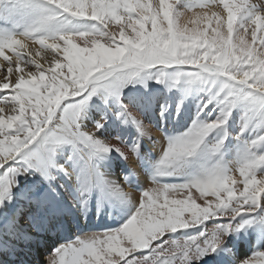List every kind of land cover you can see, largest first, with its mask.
<instances>
[{
  "label": "snow or ice",
  "instance_id": "snow-or-ice-1",
  "mask_svg": "<svg viewBox=\"0 0 264 264\" xmlns=\"http://www.w3.org/2000/svg\"><path fill=\"white\" fill-rule=\"evenodd\" d=\"M73 221L47 264H200L249 230L235 264H264V5L0 0V254Z\"/></svg>",
  "mask_w": 264,
  "mask_h": 264
},
{
  "label": "bare ground",
  "instance_id": "bare-ground-1",
  "mask_svg": "<svg viewBox=\"0 0 264 264\" xmlns=\"http://www.w3.org/2000/svg\"><path fill=\"white\" fill-rule=\"evenodd\" d=\"M154 119V117H153ZM146 122L151 123V120ZM183 124L181 120L170 121L167 125V130L169 132L181 131L183 130ZM91 126V122H89ZM150 135L155 141L161 140V133L154 131L153 128L149 129ZM153 143L147 138L142 141V148L145 154H150L151 159H155L157 153L153 151ZM158 151V149H157ZM136 161L130 156L129 160L122 161L116 159L112 164V172L115 174L116 178L120 179L121 171L129 167H136ZM91 220L93 224L97 223L95 208L93 207L90 212ZM105 224L113 225V220L109 219L107 216L104 217ZM75 231L74 221L70 222V226L66 229L52 230L49 232L41 233L30 246H20L18 247L16 255H3L0 254V264H45L47 259L52 254V250L59 244L63 243L64 239H70L73 232ZM191 231V230H189ZM179 235V233H177ZM256 242L255 234L249 230L248 233H241L239 236L228 238V248L232 250V253L221 252L219 254H213L212 256H206L204 260L200 261V264H235V258H242L247 256L252 251L253 243Z\"/></svg>",
  "mask_w": 264,
  "mask_h": 264
},
{
  "label": "rangeland",
  "instance_id": "rangeland-1",
  "mask_svg": "<svg viewBox=\"0 0 264 264\" xmlns=\"http://www.w3.org/2000/svg\"><path fill=\"white\" fill-rule=\"evenodd\" d=\"M252 2L253 3H256V4H260V5H264V0H252ZM185 119H186V117H185ZM182 122H184L183 120H181ZM154 129V128H153ZM233 130L235 131L236 129L235 128H233ZM154 131H155V129H154ZM182 131V130H181ZM157 132V131H156ZM45 264H47V263H45Z\"/></svg>",
  "mask_w": 264,
  "mask_h": 264
}]
</instances>
